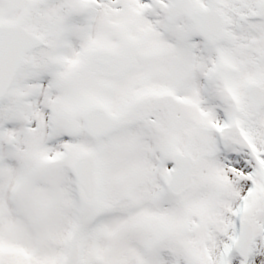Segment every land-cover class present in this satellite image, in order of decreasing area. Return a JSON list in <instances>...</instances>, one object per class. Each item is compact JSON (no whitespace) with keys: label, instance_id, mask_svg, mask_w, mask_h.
Here are the masks:
<instances>
[{"label":"snow or ice","instance_id":"1","mask_svg":"<svg viewBox=\"0 0 264 264\" xmlns=\"http://www.w3.org/2000/svg\"><path fill=\"white\" fill-rule=\"evenodd\" d=\"M0 264H264V0H0Z\"/></svg>","mask_w":264,"mask_h":264}]
</instances>
